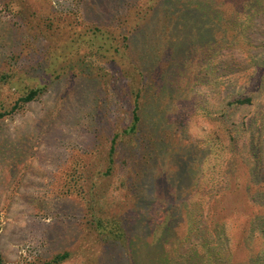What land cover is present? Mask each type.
Returning a JSON list of instances; mask_svg holds the SVG:
<instances>
[{"label":"rangeland","instance_id":"obj_1","mask_svg":"<svg viewBox=\"0 0 264 264\" xmlns=\"http://www.w3.org/2000/svg\"><path fill=\"white\" fill-rule=\"evenodd\" d=\"M180 2L174 9L173 0H0V75L17 73L1 90L0 105H10L39 80L48 86L37 100L0 121V250L9 264H31L63 251L72 254L63 264H129L126 249L104 240L87 222L89 183L80 196L78 183L69 191L82 156L97 175L107 165L92 147L101 134L105 138L120 128L125 108L82 59L88 46L72 50L63 35L83 34L89 44L100 29L119 43L121 31L130 26L131 4L135 19L145 16L150 22L147 34L131 36L134 57L146 59L153 46L156 53L149 58H160L158 72L146 73L143 103L148 106L156 93L162 99L148 123L158 127L157 140L149 150L141 138L133 145L137 152L139 146L146 155L152 152L141 166L147 170L144 180L142 175L133 185L136 206L127 216L140 263L193 264V255H186L195 246L203 260L204 191L215 192L229 181L237 191L250 167L264 178V0H252L260 8L248 6L251 0ZM174 48L178 52L172 56L166 53ZM118 60L124 62L110 63L107 72L123 77L128 59ZM158 73L168 76L156 84ZM236 96H251L253 102L230 105ZM127 142L121 143L117 168L125 171L133 163ZM89 151L91 157L85 155ZM101 186L109 197L106 206L124 211L132 204L122 177L104 179ZM238 205L243 213L245 205ZM186 207L197 216L193 227L202 231L185 239L190 223L176 213ZM167 225L172 229L159 249L155 240ZM232 237L234 244L240 239Z\"/></svg>","mask_w":264,"mask_h":264},{"label":"trees","instance_id":"obj_2","mask_svg":"<svg viewBox=\"0 0 264 264\" xmlns=\"http://www.w3.org/2000/svg\"><path fill=\"white\" fill-rule=\"evenodd\" d=\"M182 4L183 2H180V0H173L174 9H179ZM252 4L255 3L251 0L248 6H252ZM207 6L208 4H206ZM255 7L260 8L262 4H255ZM135 8L131 4L128 8L129 12H126V18H128L126 22L130 26L126 32L121 31V34H123L122 38H116L119 43L109 38L110 32L104 33L100 29H95L92 32L89 37L91 38L88 41L89 44H86L87 39L83 34L72 36L70 34L73 31H69L70 34L65 32L63 35L64 44L66 47L70 46L72 50L76 49L77 51H81L86 48V45L88 46V53L82 56V59L88 66L98 71L107 93L115 101L118 100L121 105L123 104L122 106L125 108L122 127H118L112 134L109 133L105 138L101 134L100 143L96 142L92 147L94 153L98 155L97 157L101 158V161L104 159L107 165L104 168H99L97 171L99 175H97L93 171L92 165L86 162L82 156L75 163L74 170H72L69 191L72 185L77 187L78 183L81 187L78 193L80 196L85 192L83 185L89 183L90 192L86 191L84 193L86 202L82 199L86 213H88L87 222L94 225L104 240L120 245L126 249L130 255L129 264H141L140 259L137 258L135 253L136 251L134 252L133 246L131 245L132 220L130 217H127L130 208H135L136 206L134 202L137 200V194L134 193L136 191H134L135 187L133 185L137 187L136 183L142 175L141 181L144 180L143 178H145L147 170L142 172L141 166L147 156L148 161L152 157V152L147 155L144 154L142 146H139L137 152L133 148V145L137 144L138 140L143 139L145 141L143 144L149 150L151 143H155V138L157 140L159 136V133H157L158 127L155 125L157 127L155 128L148 123L153 118L152 110H155L153 106L159 105L162 100L160 94L156 93V95L153 94L150 98L151 100L148 106L143 103L145 84L149 83L146 73L148 71L158 72L160 58L157 55L152 59L149 58L151 54L156 53V48L153 46H150V55L148 54L146 59L138 61L134 57V52L132 51L133 37L131 38V36L134 33H136V36L139 32H146L147 34L149 28L146 29V27L150 23H145L147 20L145 16H141V20L135 19L131 12ZM162 9L166 13L169 11L166 6ZM8 10L13 13L11 9L8 8ZM67 33L69 34L68 36L66 35ZM142 35L144 36V34ZM206 40L208 42L207 44L211 45L210 42L213 40L212 35L206 36ZM149 45L151 44L149 43ZM260 46L264 49V42ZM174 49V51L166 49V53L168 51L172 56L176 53V50L178 52L177 48ZM187 51L188 49L185 52ZM124 52L129 56L124 54ZM120 56H126V59H128L126 64L127 69L122 68L123 77L118 75L113 69L107 72L110 63L121 64L124 62V60H118ZM16 74V72H9L0 75V92L4 85L9 83ZM158 75L159 77H156L157 79L154 81L156 84L159 79L163 80L168 76L166 73L163 75L158 73ZM163 86L166 85L163 84ZM47 88V81L44 82L43 80H39L36 85L24 87L20 96L11 102L10 105H0V121L23 110L29 103L37 100ZM252 102L253 98L251 96H236L235 99L230 101V105L238 106L251 104ZM123 139L128 140L125 147L129 148L128 152L131 153L133 158V163L128 165L126 171L123 168L117 169ZM91 152H86L85 155L91 157ZM127 164L129 162L125 163V165ZM119 165L121 166V163ZM116 175L123 178L124 188L127 189L130 201L132 202L130 207L124 211H122L120 206V208L113 207L112 205L106 206L109 202V197L104 194L103 187L101 186V181ZM248 175V179L239 185L240 187L237 191L231 186V181L228 182V186L216 187L217 190L215 189V192L205 193L204 191V259L202 260L203 255L199 254L195 246L186 255V258L189 255H193L195 258L193 264H264V178L259 175L255 167L249 168ZM192 192L198 195L196 189L192 190ZM85 194H88V196L86 197ZM232 196L234 202L230 200ZM239 203L245 205L244 208L242 207L244 210L243 213L240 205H238ZM181 212L182 214L176 213L177 216L182 215L180 218L181 221L190 223L189 230L185 234V239L193 231L200 233L199 231L202 230L199 227H193L196 226L193 225V222H196L195 218L197 216L193 215V212L188 207L182 208ZM242 214L244 215L243 218ZM168 229L172 228H168V225L162 228L160 236L156 238L155 243L157 248L161 249L163 247L165 242L163 238L167 235ZM231 235H238L240 239L236 240L234 244ZM200 238H202L201 234ZM71 255L69 251L58 252L49 259L38 257L31 261V264H63L71 258ZM183 261H186V259H183ZM183 261L181 260V262ZM163 263L167 264L168 262L164 260ZM185 263L188 264L187 262ZM0 264H9L1 250Z\"/></svg>","mask_w":264,"mask_h":264}]
</instances>
